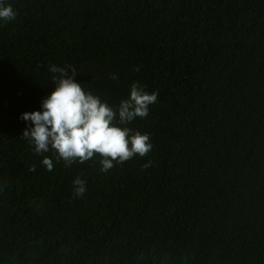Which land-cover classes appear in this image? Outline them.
<instances>
[{"label": "trees", "instance_id": "trees-1", "mask_svg": "<svg viewBox=\"0 0 264 264\" xmlns=\"http://www.w3.org/2000/svg\"><path fill=\"white\" fill-rule=\"evenodd\" d=\"M5 4L0 264H264V0ZM50 64L75 66L110 106L136 81L158 92L127 125L152 150L106 173L99 155L66 167L36 154L20 117L54 90Z\"/></svg>", "mask_w": 264, "mask_h": 264}, {"label": "clouds", "instance_id": "clouds-1", "mask_svg": "<svg viewBox=\"0 0 264 264\" xmlns=\"http://www.w3.org/2000/svg\"><path fill=\"white\" fill-rule=\"evenodd\" d=\"M17 13L12 6L0 0V20H14ZM139 71V68H134ZM54 90L42 99V110L24 112L20 119L30 122L22 138L33 146L36 154L51 152L56 161L63 160L66 167L84 163L99 155L101 171L108 172L134 156H146L152 150L150 135L133 130L127 125L136 118L148 116L150 105L158 100V92H149L139 81L130 86V95L117 105L110 106L91 91H85L76 81L78 70L73 65H49ZM70 73V74H69ZM112 79H117L112 74ZM42 164L48 171L54 168L53 159L44 156ZM149 160L142 165L148 168ZM33 165L30 171H35ZM86 181L77 176L73 181L76 197L86 192Z\"/></svg>", "mask_w": 264, "mask_h": 264}]
</instances>
